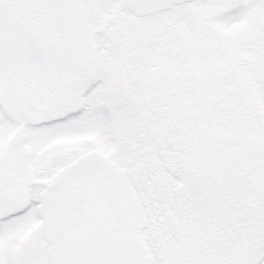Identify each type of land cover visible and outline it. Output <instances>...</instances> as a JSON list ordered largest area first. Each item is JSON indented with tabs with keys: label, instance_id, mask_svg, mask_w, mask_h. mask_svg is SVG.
Returning <instances> with one entry per match:
<instances>
[{
	"label": "snow or ice",
	"instance_id": "obj_1",
	"mask_svg": "<svg viewBox=\"0 0 264 264\" xmlns=\"http://www.w3.org/2000/svg\"><path fill=\"white\" fill-rule=\"evenodd\" d=\"M0 264H264V0H0Z\"/></svg>",
	"mask_w": 264,
	"mask_h": 264
}]
</instances>
